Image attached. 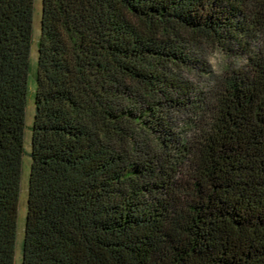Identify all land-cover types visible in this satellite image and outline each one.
Segmentation results:
<instances>
[{"label": "trees", "instance_id": "trees-1", "mask_svg": "<svg viewBox=\"0 0 264 264\" xmlns=\"http://www.w3.org/2000/svg\"><path fill=\"white\" fill-rule=\"evenodd\" d=\"M33 14L0 0V264ZM36 45L21 264H264V0H41Z\"/></svg>", "mask_w": 264, "mask_h": 264}, {"label": "rangeland", "instance_id": "rangeland-1", "mask_svg": "<svg viewBox=\"0 0 264 264\" xmlns=\"http://www.w3.org/2000/svg\"><path fill=\"white\" fill-rule=\"evenodd\" d=\"M40 14H41V0H34V14H33V34H32V45L30 50V64L31 70L29 72V90L27 96V105L25 112V133H24V148L25 153L22 157L21 167V180H20V191H19V203H18V216L16 226V238H15V256L14 264H21V241L24 232V222L26 215V198H27V183L28 173L30 166V157L28 152L30 150V125L33 119L34 113V70L37 58V45L36 41L39 36L40 30ZM200 45L202 46L203 57L207 61V64L212 69L213 75L217 76L223 69H230L240 66L244 62V57H232L227 56L221 50L216 48L214 44L207 40H203Z\"/></svg>", "mask_w": 264, "mask_h": 264}]
</instances>
